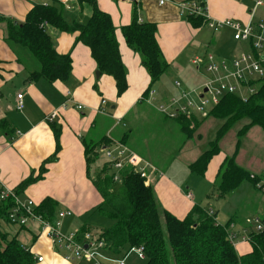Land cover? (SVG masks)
<instances>
[{
    "label": "crops",
    "instance_id": "0c3cea01",
    "mask_svg": "<svg viewBox=\"0 0 264 264\" xmlns=\"http://www.w3.org/2000/svg\"><path fill=\"white\" fill-rule=\"evenodd\" d=\"M56 1L64 6L65 0ZM184 1L188 0H166L163 3L161 0H97L99 7L112 17L122 60L128 71V89L118 97L114 78L101 71L99 76L96 75L99 69L91 49L82 42L74 44L78 33L59 31L50 26H46V29L52 36L56 51L60 54H71L72 73L65 81H49L44 77L32 80L31 73L40 70V62L27 47L7 39V23L24 22L34 4L29 0H0L1 182L17 189L33 171L38 175L42 163L56 151L57 141L53 127H59L60 150L56 160L47 163L43 178L25 188L22 196L37 204L50 197L58 202L57 213L71 211L72 214L62 220L65 233L81 228L102 229L88 224L73 228L75 217H84L103 202L101 193L92 181L100 168H97V162L88 164L85 143H98L102 147L107 139L109 143L121 141L151 161L158 170L149 180L156 191L160 206L176 216L183 217L194 204L200 203L195 198H203L195 190L194 193L191 191V185L185 188L184 182H179L178 178L174 179L164 172L177 177L181 173L177 160L189 168L191 158L187 157L194 154L187 151L192 146L187 139L181 140L176 156L159 155L156 158L163 168L154 163L152 153L155 146H150L152 140L161 136L165 138L167 147H171L175 137H181L182 134L177 133V124L173 118L163 115L154 106L143 101L142 95L149 87L150 78L141 63L140 55L129 47L120 30L122 26L130 24L135 15L139 21L156 23V38L165 60L170 65L169 70L177 75L181 74L183 85L188 87L189 74L186 72L190 69L191 75L198 74L191 64L195 55L209 50L228 55L236 48L232 47L234 41L229 29L214 32L211 38L205 31L208 27H193L187 20L188 15L182 14L178 6L179 2ZM42 2L49 4L53 0ZM70 3H75L77 7L68 13L69 17L65 14V18L68 21H87L92 13L90 5H80L77 0ZM253 6L254 0H206L210 18L232 19L242 23L250 19ZM263 17L264 7H259L256 20ZM172 78L171 74L163 75L154 84L152 90L156 92L157 100H165L178 93L175 82L180 79L176 77L171 80ZM18 93L23 94L25 103L21 110L16 102ZM103 100L106 104H102ZM79 104L83 105L82 109L77 108ZM54 111L58 115L50 123L46 117ZM179 129L181 130L180 127ZM162 132L164 133L161 134ZM184 149L186 158L183 156L185 152H181ZM102 158L106 160L104 154ZM217 158L216 161L211 160L203 176L205 183L213 184V188H217L218 170L222 163V159L219 156ZM256 159L252 168L259 172L256 170L264 166V156ZM205 197H208L207 193ZM236 228L240 232L239 226L236 225ZM0 229L8 234L9 239L16 237L30 249L35 257L34 264H87L84 261L67 260L63 253L55 249L38 222H31L21 228L3 224ZM251 250L252 244L248 241L236 246L239 255L248 254ZM38 256L43 258L42 261L37 260Z\"/></svg>",
    "mask_w": 264,
    "mask_h": 264
},
{
    "label": "trees",
    "instance_id": "16d2710c",
    "mask_svg": "<svg viewBox=\"0 0 264 264\" xmlns=\"http://www.w3.org/2000/svg\"><path fill=\"white\" fill-rule=\"evenodd\" d=\"M54 1L49 4L34 2L24 22L7 23V39L27 47L40 62V70L32 72L31 79L44 77L49 81H65L71 76V54L56 51L52 36L46 29V26H50L59 31L78 33L74 44L82 42L91 49L98 69L114 78L117 96L120 97L128 89V71L122 60L111 15L99 7L97 0H77L80 5H90L92 13L85 22L68 21L64 6ZM205 4V1L200 0V5ZM187 20L196 28L204 25L202 16L188 15ZM44 22L47 25H43ZM120 30L129 47L140 55L141 63L149 75L150 84L144 93L146 95L170 68L156 38L157 25L154 22L139 21L135 15L133 21ZM209 116L224 119L225 122L218 129L217 138L210 143V148L189 165L192 173L201 176L205 175L211 158L219 152V140L236 122H248L244 129L238 131L239 136L252 126L264 130V80L259 83L256 91L247 95L246 100L234 93L224 94L219 103L212 107ZM173 119L188 137L193 135L202 120L195 114H181ZM53 131L57 141L55 153L42 163L38 175L33 171L19 184L15 190L20 195L29 185L43 178L47 163L56 160L60 150L61 130L54 126ZM104 142V145L110 144L108 139ZM85 144L88 164L98 163L103 154L97 149L100 145ZM224 167L220 177L219 173ZM117 172L106 159L92 177L93 184L103 197L102 204L97 208L104 210V206H107L109 215L115 219V223L103 228L101 233L113 253L120 254L130 246L138 245L146 254L144 264H264V233L251 232V252L239 255L228 238L233 216L225 224H219L218 211L196 203L180 218L160 206L154 188L133 167L119 171L120 182L114 180ZM250 177L251 173L238 166L234 158H225L218 172L219 195L233 191ZM57 204V201L46 197L35 210L53 221L58 217ZM11 205V201L0 204V218H7ZM211 210L213 213H210ZM34 263L35 257L26 245L16 237L9 239L8 234L0 230V264Z\"/></svg>",
    "mask_w": 264,
    "mask_h": 264
},
{
    "label": "built area",
    "instance_id": "2783aa9c",
    "mask_svg": "<svg viewBox=\"0 0 264 264\" xmlns=\"http://www.w3.org/2000/svg\"><path fill=\"white\" fill-rule=\"evenodd\" d=\"M29 1L43 3L42 0ZM71 1L73 0L64 1L66 9L72 8ZM165 1L161 0V3ZM178 6L182 14L205 17L207 27L214 32L229 29L232 39L236 42H244L246 50L241 52L235 50L228 55L216 51L197 54L191 62L196 73L205 77L200 85L189 91L178 80L175 82V87L178 89L177 95H171L165 100H157L156 92L150 90L148 94H144L143 101L154 106L163 115L175 118L181 114L193 115L194 113L206 117L211 108L218 104L221 97L227 93L240 95L246 100L249 93L256 91L257 82L264 79V17L256 20L257 10L259 7H264V0H254L250 19L246 23L232 19H212L208 16L206 6L200 5V0L179 2ZM43 25L47 23L44 22ZM246 43L249 45V50ZM16 102L18 109L24 108L23 94H17ZM104 103L106 104L105 100L102 101V104ZM77 108L82 109L83 105L79 104ZM57 115L58 112L54 111L46 117V120L53 122ZM101 149L111 167L118 171L114 176L115 180L119 179V171L125 167H133L147 180L158 170L151 161L140 156L121 141L104 145ZM251 176L256 178L255 175ZM255 185L264 191V174L256 178ZM7 201H11L12 205L7 218H0V227L7 224L21 228L28 226L31 222H38L51 239L55 249L63 253L69 261H84L87 264H129L133 257L140 260L146 258L144 249L138 245H132L118 255L114 254L98 232L84 230L65 233L62 229V220L71 215V211L59 212L58 217L53 221L44 218L36 212L35 208L38 204L35 201L24 198L15 189L2 184L0 178V204ZM210 213L213 211L211 210ZM246 224L247 226L240 232L235 223L229 226L228 238L233 245L241 242L239 237L250 238L253 231L264 233V217H248ZM36 258L38 261L43 259L39 256Z\"/></svg>",
    "mask_w": 264,
    "mask_h": 264
},
{
    "label": "rangeland",
    "instance_id": "374dc122",
    "mask_svg": "<svg viewBox=\"0 0 264 264\" xmlns=\"http://www.w3.org/2000/svg\"><path fill=\"white\" fill-rule=\"evenodd\" d=\"M203 1L206 2V0H203ZM57 5H60V2H57ZM72 5H73V8L71 10L65 9L66 17H69L68 13H71V11H74L77 7V5L75 3H73ZM205 6H206V4H205ZM260 10H263V8H260ZM203 18H204V25L203 26L207 27L206 19H205V17H203ZM205 31L207 33H209V37L211 36V38L215 34L214 31H212L208 28H206ZM232 43H233L232 47H234L233 49L236 48L237 52H241L243 50H246L244 42L234 41ZM246 47L249 50L248 43H246ZM209 51H213V50H209ZM186 73L189 74V76H188L189 83L187 82L188 87L187 86L185 87L183 85V83H182L183 79H182L181 74L177 75V74L173 73V70H169L164 75L171 74V76L173 77L171 80H174V78H176V77L179 78L180 80L182 79L181 83H182L183 87L189 91L193 90V88L195 86L200 85L205 80V77L202 75H199V74L191 75L190 69ZM261 81L262 80L257 82L256 87L259 86V83ZM192 86H194V87H192ZM177 94H173V95H177ZM143 98H144V95H142V99ZM194 114L199 119H202V120H201L200 125L194 131V133L191 137L186 136V134L179 129V124L174 119V121L177 124V133H181L182 136L181 137H180V135L176 136L174 144L171 147H167V145L164 143L165 138H162L161 136L152 140V144H150V146L151 147H153V145L155 146L152 154H153L154 163L157 166L161 167L160 163L156 160V158L159 155H160V157L161 156H163V157L176 156L175 154L180 149L182 139H187L188 142L192 145L191 147L187 148V151H190L191 153L194 154V155H191V157H187L186 149L181 151L182 154H184V152H185V155H183L184 158H186V157L191 158L190 164L194 163L204 151H206L210 148V143L213 142L217 138L216 133H217L218 129L221 128V125L225 122V120L216 118L214 116H209V114L206 117H202V115H200V114H196V113H194ZM247 124H248V122L246 120L236 122L230 128V130L226 133V135L221 140H219V142L217 144L218 147L220 148L219 152L217 154H215L211 158V160H213V159H215L213 161L218 160V158H217L218 156H219V158L222 159V160H220L222 162L225 160V158L226 159L234 158V160L238 166H240L244 170L249 171L251 173V175H255V177L258 178L264 174V172H262V171H264V166L261 169L256 170L259 172H255L254 169L252 168L253 167L252 164L257 161L256 158H258V156H261V157L264 156V130H262L258 126H252V127H249V129L246 131L245 134H242L241 136H239V134L237 135L238 131L240 132L242 129H244L245 125H247ZM192 128H194V126ZM163 133L164 132H162L161 134H163ZM239 141H240V143L238 145ZM100 149H101V147H99V151L102 152ZM251 151H252V153H251ZM249 153L255 155L256 157L253 155H249ZM211 160H210V162H211ZM169 162H171V161H169ZM176 163H177V166L179 167V170H181V173L179 175H177V177L175 175H171L167 171H164L165 174L166 175L169 174L174 179L178 178L177 180L179 182H184L185 184L183 183V185L185 186V188L188 185H191V191L194 193V190H195L196 193L198 194V196L203 195V198L201 197V199H197V198H195V199L197 201H199L200 204H202L203 206H206L207 208H210V209L211 208L217 209V211H219V214L217 217V221L219 224H225L233 216L234 217L233 223H235V225L239 226L240 231H242L243 228L247 226L246 219L248 217H251V216L264 217V213H261V211L264 210V191L262 189H258L256 187V185L254 184L253 181H255L256 178L254 179V178L250 177L249 180H245L243 183H241L233 191H231L225 195H219L218 189L216 187L213 188V186H214L213 184H211V185L206 184L203 176L198 175L196 173H192L191 170L187 166H184V164L181 161L177 160ZM102 165H103V158L101 157L97 163V166H98L97 168L102 167ZM161 168H163V167H161ZM223 169H225V167L221 169V173H219L220 177L223 175L222 174ZM218 172H219V170H218ZM119 176H120V174H119ZM115 181L120 182L121 176L119 177L118 180H115ZM151 183L152 182L148 179L147 184H150L152 186ZM207 189H208V192H207ZM206 193H207L208 197H205ZM156 196H157V194H156ZM158 203L160 204V201H158ZM105 207H106V209H105ZM107 208H108L107 206H104V210H100L97 208V209H94V210L90 211L89 213H87L84 217L83 216L77 217V218L75 217V223L73 224V228L82 227V226H85L84 224H88L90 226L102 228L99 230H92L93 228H91L90 229L91 231L103 233V228L110 227L115 223V219L113 218V216L109 215L110 210H107ZM178 217H180V216H178ZM79 218H81V219H79ZM240 220H242V221L238 222ZM84 230H88V229L81 228L78 230H73V232H76V231L82 232ZM242 235H244V234H242ZM239 238L241 239L240 240L241 242H244V243H247V241L251 242V236H250V238L247 237L246 239H243L242 237H239ZM241 242H239V244ZM239 244L237 242L235 245H233L235 247V249H236V246ZM114 254L118 255V253H114ZM129 264H144V260H140L136 257H133L129 261Z\"/></svg>",
    "mask_w": 264,
    "mask_h": 264
},
{
    "label": "water",
    "instance_id": "95a60500",
    "mask_svg": "<svg viewBox=\"0 0 264 264\" xmlns=\"http://www.w3.org/2000/svg\"><path fill=\"white\" fill-rule=\"evenodd\" d=\"M99 74H100V70H97L96 75L99 76Z\"/></svg>",
    "mask_w": 264,
    "mask_h": 264
}]
</instances>
